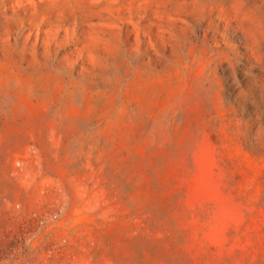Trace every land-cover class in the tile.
Returning a JSON list of instances; mask_svg holds the SVG:
<instances>
[{"label":"rangeland","instance_id":"374dc122","mask_svg":"<svg viewBox=\"0 0 264 264\" xmlns=\"http://www.w3.org/2000/svg\"><path fill=\"white\" fill-rule=\"evenodd\" d=\"M0 264H264V0H0Z\"/></svg>","mask_w":264,"mask_h":264}]
</instances>
